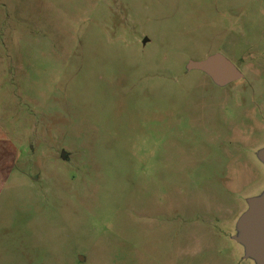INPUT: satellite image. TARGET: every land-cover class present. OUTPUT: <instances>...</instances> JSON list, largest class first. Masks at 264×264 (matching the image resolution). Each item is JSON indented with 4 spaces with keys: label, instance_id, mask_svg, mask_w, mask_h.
<instances>
[{
    "label": "rangeland",
    "instance_id": "obj_1",
    "mask_svg": "<svg viewBox=\"0 0 264 264\" xmlns=\"http://www.w3.org/2000/svg\"><path fill=\"white\" fill-rule=\"evenodd\" d=\"M215 53L242 79L186 71ZM5 127L0 264H254L264 0H0Z\"/></svg>",
    "mask_w": 264,
    "mask_h": 264
},
{
    "label": "water",
    "instance_id": "obj_2",
    "mask_svg": "<svg viewBox=\"0 0 264 264\" xmlns=\"http://www.w3.org/2000/svg\"><path fill=\"white\" fill-rule=\"evenodd\" d=\"M186 71H200L219 87L242 79L241 72L225 56L212 54L199 61H188ZM61 153V157L64 156ZM257 159L264 165V147L256 153ZM235 235L232 239L243 247L244 258L254 264H264V190L257 196L247 199V209L238 218Z\"/></svg>",
    "mask_w": 264,
    "mask_h": 264
},
{
    "label": "crops",
    "instance_id": "obj_3",
    "mask_svg": "<svg viewBox=\"0 0 264 264\" xmlns=\"http://www.w3.org/2000/svg\"><path fill=\"white\" fill-rule=\"evenodd\" d=\"M0 134V174H5L14 162L15 144L9 137L6 127Z\"/></svg>",
    "mask_w": 264,
    "mask_h": 264
},
{
    "label": "flooded vegetation",
    "instance_id": "obj_4",
    "mask_svg": "<svg viewBox=\"0 0 264 264\" xmlns=\"http://www.w3.org/2000/svg\"><path fill=\"white\" fill-rule=\"evenodd\" d=\"M238 81V80H237Z\"/></svg>",
    "mask_w": 264,
    "mask_h": 264
}]
</instances>
